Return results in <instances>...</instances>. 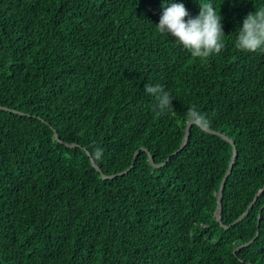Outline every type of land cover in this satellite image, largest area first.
Instances as JSON below:
<instances>
[{
	"label": "trees",
	"instance_id": "1",
	"mask_svg": "<svg viewBox=\"0 0 264 264\" xmlns=\"http://www.w3.org/2000/svg\"><path fill=\"white\" fill-rule=\"evenodd\" d=\"M210 2L224 48L206 62L156 26ZM264 0H0V264H264V52L235 47ZM173 96L157 115L145 85ZM230 138L191 127L188 108ZM57 134L59 141L54 138ZM76 144L74 148L64 145ZM85 151L102 149L96 166ZM261 210L259 225L258 213ZM257 237L249 245L243 246ZM242 246L234 252L238 247Z\"/></svg>",
	"mask_w": 264,
	"mask_h": 264
},
{
	"label": "clouds",
	"instance_id": "2",
	"mask_svg": "<svg viewBox=\"0 0 264 264\" xmlns=\"http://www.w3.org/2000/svg\"><path fill=\"white\" fill-rule=\"evenodd\" d=\"M199 7L198 16L185 21L189 14L182 3L162 6V15L156 29L161 34L167 33L175 38L176 43L188 50L194 60L206 62L224 48L222 17L210 2L201 3ZM235 47L245 53H256L258 50L264 52V8L249 13L244 18L237 33ZM144 87L145 93L157 101L155 107L158 109V116L173 111L174 98L160 84H146ZM183 122L200 130L210 127V121L194 105L188 108ZM102 155L103 150L96 149L93 159L99 160Z\"/></svg>",
	"mask_w": 264,
	"mask_h": 264
},
{
	"label": "water",
	"instance_id": "3",
	"mask_svg": "<svg viewBox=\"0 0 264 264\" xmlns=\"http://www.w3.org/2000/svg\"><path fill=\"white\" fill-rule=\"evenodd\" d=\"M0 110H3V111H10V112L16 113V111H14V110H10V109H8V108H6V107H2V106H0ZM190 128H191V127H189V126L186 125L185 133H184V137H183V142H182V144L180 145L179 149L176 150L172 155L177 154L178 152H180V151L184 148V146L186 145V143H187V141H188V138H189ZM202 131H204V132H206V133H208V134H211V135L218 136V137H220L221 139L225 140L227 143H229V144L232 146V156H231L230 163H229L228 168H227V170H226V172H225V174H224V176H223V178H222V180H221V182H220V185H219L218 191H217V193H216V195H217V198H216V208H215V211H214V216H215V218H216V221L219 223V225H220L221 227H223L224 229H227L229 226H224V225L222 224V221H221V208H222V207H221V200H222V193H223V188H224L225 182H226L228 176H229L230 173H231L232 166H233L234 161H235V158H236V147H235L233 141H232L230 138H228V137H226V136H224V135H222V134H220V133H218V132H215V131L210 130V129H206V130H202ZM54 138H55L57 141H59L58 136H57L56 133H54ZM64 145H65L66 147H68V148H74V147L77 146L76 144H67V143H64ZM140 151H143V152H145V153L147 154L148 161H149L150 165H151L152 167H154V168H158V167L163 166L166 162L169 161L170 157L172 156V155H170V156H169L164 162H162V163H160V164H155L154 161H153V159H152V156H151L150 153L147 151V149H146V148H141L140 150H137V151L134 153V155H133V159H132V162H131V165H130V167H129L127 170H125V171H123V172H121V173H117V174H114V175L106 176V175H104V174L101 172V170L99 169V167L96 166V164L94 163L93 159L90 157V154H89L87 151H85V153H86L87 156L90 158L91 166L95 169L96 172H98V173L100 174V176H101V178H102L103 180H106V179H114V178H116V177H119V176H122V175H125L126 173H128V171H130V170L132 169V167H133V165H134V162H135V159H136V157H137V155H138V153H139ZM263 191H264V186L262 187V189H260V191H259V192L257 193V195L254 197L253 201L248 205V207L246 208V210L243 212V214L240 215V216H239V217L233 222V224H236V223L240 222V221H241V220H242V219L248 214V212H249V210L251 209V207H252L254 201H256L257 197L260 196V195L262 194ZM260 215H261V210H260L259 213H258V217H257V218H258V223H257V226L259 225ZM257 235H258V231H256L254 238L251 239L248 243H246V244L243 245V246H246V245H249L250 243H252V242L254 241V239L257 237ZM241 247H242V246L236 248V249L234 250V252H235L236 250H238L239 248H241Z\"/></svg>",
	"mask_w": 264,
	"mask_h": 264
}]
</instances>
